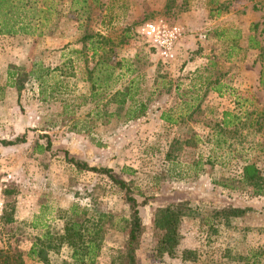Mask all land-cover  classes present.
I'll return each instance as SVG.
<instances>
[{
    "label": "rangeland",
    "instance_id": "374dc122",
    "mask_svg": "<svg viewBox=\"0 0 264 264\" xmlns=\"http://www.w3.org/2000/svg\"><path fill=\"white\" fill-rule=\"evenodd\" d=\"M181 1L175 0V5ZM187 1L188 10L180 11L177 6L167 9V0H100L99 7L79 20L66 10L41 37L0 36V140L26 137L23 144L0 145L4 203L0 249L21 251L27 264H40L27 258L31 242L40 231H60L63 213L72 205L109 213L119 221L117 228L107 230L96 264H110L123 248L127 232L120 228V220L129 215L123 193L105 175L76 170L67 163L68 154L89 167L111 169L132 184L136 201L143 205L139 214L144 233L136 252L137 264H243L233 259L251 250L261 253L258 260L264 264V196H252L241 185L235 190L217 185H231V178L240 176L243 160L254 163L264 175V126L256 135L240 128L238 135H221L223 142L218 147L214 143L222 109H229L231 102L237 106L238 97L246 93L253 104L249 110L264 111V90L259 83L264 51L248 47L249 37L263 45L264 0H219V6L204 0ZM110 18L114 20L109 32L112 42L107 46L114 45V54L100 60L132 63L134 76L140 75L141 99L149 97L155 87L146 115L134 121H125L121 113L111 116L115 106L106 104L114 90L125 87L133 75L115 69L109 89L96 104L89 99L86 71L98 59H88L87 51L75 53L82 48L81 37L101 32V25L106 27ZM159 19L186 31L181 41L185 46L180 52L179 45L180 54L171 62L162 61L136 32L144 23ZM127 30L130 39L116 46L117 35ZM88 43L86 39V47ZM199 56V65L207 64L210 72L201 68L194 77ZM9 66L25 71L40 68L49 75L43 72L39 82L32 74L18 91L6 86ZM118 73L122 76L115 83ZM201 75H210L212 82L219 79L222 90L201 89L197 109L181 118L179 114L187 110L179 95L199 93L194 84ZM157 76L164 80L155 84ZM167 80L179 85L177 93L174 89L166 92ZM57 83L60 88L55 90ZM193 102L190 98L189 103ZM163 112L177 118V123L163 122ZM174 139L187 144L176 146L175 160L169 162L165 155ZM47 140L51 144L48 151L35 150V143L44 147ZM4 191L12 193L5 196ZM178 201H188L197 210L196 216L184 217L180 227L181 249L196 250V262L166 256L159 260L152 253L154 210ZM229 204L248 205L252 210L228 226L210 220L212 211ZM3 214L13 215L12 222ZM70 255L63 247L48 257L50 264H71Z\"/></svg>",
    "mask_w": 264,
    "mask_h": 264
},
{
    "label": "trees",
    "instance_id": "16d2710c",
    "mask_svg": "<svg viewBox=\"0 0 264 264\" xmlns=\"http://www.w3.org/2000/svg\"><path fill=\"white\" fill-rule=\"evenodd\" d=\"M204 1L208 5H220L219 0ZM100 4V0H0V36H34L37 34V37H41L43 31L51 27L53 22L62 16L66 10L70 15H75L76 19L79 20L83 14H88L91 9L99 7ZM173 6H177L180 11H186L188 10V1L182 0L179 5H175V0H167L166 8L169 9ZM217 11H219L218 8ZM111 20L110 18L106 27L101 25V32H97L93 36L84 34L79 41L82 44V48L75 51V53L80 54L82 52L86 53L87 51L90 52V56H87L88 59H98L93 67L86 71L88 81L90 82L89 99L96 104L98 101H102L104 98L102 94L109 89V82L113 80L115 69H119L120 72H125L124 75L126 73L130 76L133 75L125 87L114 90L109 100L106 101V104L112 103L115 106V112L110 113L111 116L114 114L120 115L121 113L125 121H134L146 115L150 97L155 93V87L152 93H150L151 91L149 92V97L141 99L142 92L139 87L140 75L134 76L136 71L132 69V63L123 59L114 62L112 60L111 63L100 60L103 56L108 57L114 54V45L111 44L109 48L107 46L108 43L112 42L110 38L111 33L109 34V32L111 31V24L114 20ZM86 39H89L87 47L85 46ZM116 39V46L123 45L125 40L128 41L130 39L129 30L121 31ZM252 39V37H249V49H257L262 53L264 51V39L262 46H260L259 42ZM210 66H213V63ZM85 68H88L87 65ZM43 72L46 73L45 75H49L48 71ZM43 72L40 68L37 71H25L23 68L9 66L6 74V86L16 88L20 91L23 88L26 78L35 73L33 78L40 82L44 75ZM121 76L119 73L116 75L115 83ZM259 78V83L264 90V59L260 66ZM162 80H164L163 76H157L155 77L154 83L156 84ZM196 80L200 86L199 88L204 87L205 91H208L210 88V90L220 93L222 90L219 79H215L212 82L210 75H201ZM167 85L169 87L166 92L171 93L172 89L176 93L179 91V85L174 86L171 80H167ZM58 86L59 84L57 83L56 89H54L58 90L60 88ZM199 88V93L194 92L196 97L195 95L191 97L190 95L192 93L189 91H183L179 95L183 98L181 104L187 110L185 113L179 114L181 118L188 111V115L190 116L191 112L197 109L198 105L195 103L197 100L202 99ZM0 91H3V87L0 88ZM190 98L194 101L193 103H189ZM238 98L237 111L235 113H224L220 124L216 126L217 131L214 134V143L217 147L223 142L219 139L221 135L232 134L235 136L240 131V128H246L253 135L263 131L264 111L258 109L249 110L248 106L253 104L250 96L246 93ZM98 113L100 114L99 111ZM104 115L106 116L107 113L105 112ZM160 119L168 124L177 123V118H174L166 112L160 115ZM25 142L26 137L22 135L13 140H0V145L8 147ZM181 144L186 146L187 141L181 142L179 139L172 141L165 155L167 161L171 162L175 160L174 152L179 149L176 146H180ZM50 147L49 140L46 141L44 147L39 143H35V150L39 153L48 151ZM65 158L67 163L78 171H90L105 175L123 193L125 203L128 205L129 215L127 218L120 220L122 224L120 228L125 229L127 238L123 248L117 251L115 258L111 260L110 264H137L136 252L144 233V225L139 214V207L143 205H140L136 201L133 195L132 184L115 175L111 169L89 167L85 162L68 157V154H65ZM241 162L240 176L231 178V185H228L226 182L218 183L217 185L230 190H235L238 188V185H241L244 188H248L252 196H264V175L262 172L252 162H248L247 160ZM11 193V191H4L5 196ZM251 210L252 208L248 205L238 206L229 204L212 211L210 220H218L220 223L228 226L232 219L241 218ZM12 212L14 210H11ZM63 214L64 219L61 230L58 232L48 230L45 232L40 231L42 233L31 242V247L27 251V258L40 264H50L49 253H57L61 248L65 247L70 251L71 264H96L95 260L101 249L107 230L117 228L119 221H115L114 217L109 213L101 212L97 209L80 208L77 205H72ZM10 215L3 214V217L7 216V222H12L13 220V215ZM196 215L197 210L188 201L174 202L154 210L151 249L156 259L161 260L166 256L171 259L179 258L185 262H196L198 260L196 250L181 249L183 236L180 231L182 219ZM204 220L207 219L202 218V221ZM205 224H208L207 221H205ZM260 256L261 253L257 254L251 250L247 256H237L233 260L243 262V264H248L252 260L253 264H260V260H258ZM0 264L27 263L21 251L0 249Z\"/></svg>",
    "mask_w": 264,
    "mask_h": 264
},
{
    "label": "built area",
    "instance_id": "2783aa9c",
    "mask_svg": "<svg viewBox=\"0 0 264 264\" xmlns=\"http://www.w3.org/2000/svg\"><path fill=\"white\" fill-rule=\"evenodd\" d=\"M136 32L145 40L148 47L165 62L177 59L179 45L186 35L185 29L178 24H169L159 19L146 22L136 29ZM0 189V216L4 205Z\"/></svg>",
    "mask_w": 264,
    "mask_h": 264
},
{
    "label": "crops",
    "instance_id": "0c3cea01",
    "mask_svg": "<svg viewBox=\"0 0 264 264\" xmlns=\"http://www.w3.org/2000/svg\"><path fill=\"white\" fill-rule=\"evenodd\" d=\"M201 37V36H200ZM199 36H198V40H201V38H200ZM184 41V40H183ZM183 46H185L184 44H183V42H181V44H180V52H181V49L183 48ZM183 50V49H182ZM180 52H179V54H180ZM179 56V55H178ZM199 62H202V58L199 56L198 58H197V60L194 62V64H195V72L193 73V75L195 76L196 75V73L198 72V71H200L201 70V68H202V70H203V72H210L209 71V67H208V65L207 64H203V63H201V64H203V65H199L200 63ZM197 64V65H196ZM211 64V63H210ZM133 77V76H132ZM194 86L195 87H200L199 86V84H198V82H197V84H194ZM200 90L201 89H204V87L203 88H199ZM210 89V88H209ZM212 91V90H211ZM217 97H219V96H217ZM218 100L219 101H224V99H222V98H218ZM223 104V103H222ZM237 111V106H234V103L233 102H231V105L229 104V109H222V111H221V115H222V117H223V114L224 113H235ZM221 120H222V118H221Z\"/></svg>",
    "mask_w": 264,
    "mask_h": 264
}]
</instances>
